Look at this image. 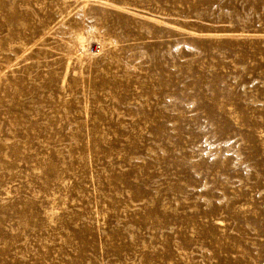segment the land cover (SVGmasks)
Returning a JSON list of instances; mask_svg holds the SVG:
<instances>
[{
  "label": "rangeland",
  "instance_id": "374dc122",
  "mask_svg": "<svg viewBox=\"0 0 264 264\" xmlns=\"http://www.w3.org/2000/svg\"><path fill=\"white\" fill-rule=\"evenodd\" d=\"M0 188V264H264V0H0Z\"/></svg>",
  "mask_w": 264,
  "mask_h": 264
},
{
  "label": "bare ground",
  "instance_id": "6f19581e",
  "mask_svg": "<svg viewBox=\"0 0 264 264\" xmlns=\"http://www.w3.org/2000/svg\"><path fill=\"white\" fill-rule=\"evenodd\" d=\"M86 1V0H85ZM107 1V0H106ZM105 2V1H104ZM84 4V3H83ZM114 4V3H113ZM82 6V5H81ZM79 7V6H78ZM83 7V6H82ZM85 9V7H84ZM120 10V9H119ZM124 11V10H122ZM130 11V10H129ZM25 14V13H24ZM58 15V14H57ZM81 15V14H80ZM84 15V14H83ZM35 17V16H34ZM87 16H85L86 18ZM97 17V16H96ZM166 17V16H165ZM30 18V17H29ZM66 18V17H65ZM100 18V17H99ZM155 18V17H154ZM173 18V17H172ZM60 19V18H59ZM146 19V18H145ZM156 19V18H155ZM94 20V19H93ZM149 20V19H148ZM151 20V19H150ZM63 21V20H62ZM17 22V21H16ZM84 22V20H83ZM97 22V21H96ZM156 22V21H155ZM63 23V22H62ZM79 23V22H78ZM86 23V22H85ZM160 24V22H158ZM157 23V24H158ZM156 24V23H155ZM94 25V24H93ZM48 26V25H47ZM51 26V25H50ZM53 26V24H52ZM82 31L78 34L75 35V39L72 41V44L70 48L72 49L71 51L75 52L77 55V58L80 60H86L87 58L93 57L96 53L95 52H103L107 46L108 42L101 38L100 36L97 35L95 28L93 26L89 25H82ZM57 27V26H55ZM71 27V26H70ZM174 27V26H173ZM48 28V27H47ZM178 29V28H177ZM46 30V29H45ZM62 30V29H61ZM104 30V29H103ZM52 31V30H51ZM143 31V30H142ZM182 31V30H181ZM187 31V30H186ZM184 31V32H186ZM62 32V31H61ZM67 32V31H66ZM192 32V31H191ZM68 33H72V31H68ZM89 33V34H88ZM87 34L89 37L87 38ZM189 34V33H188ZM201 34V33H199ZM61 35V34H60ZM64 35V34H63ZM69 35V34H68ZM71 35V34H70ZM196 35V34H194ZM204 37V36H203ZM43 38V37H42ZM116 39V38H115ZM21 40V39H20ZM111 40V38H110ZM114 41V40H113ZM112 42V41H111ZM97 43L98 44V51H92V44ZM183 43V42H182ZM22 44V43H21ZM23 47V46H22ZM192 49V48H191ZM65 51V50H64ZM69 52V51H68ZM119 53V52H118ZM176 53V52H175ZM39 55V54H38ZM68 55V54H67ZM72 55V54H71ZM75 55V56H76ZM172 55V54H171ZM70 56V55H69ZM68 56V57H69ZM66 57V56H65ZM100 57V56H99ZM106 57V56H105ZM46 58V57H45ZM67 58V57H66ZM130 58V57H129ZM106 60V59H105ZM104 60V61H105ZM110 60V59H109ZM107 61V60H106ZM65 62V61H64ZM67 63V62H66ZM91 63V62H90ZM122 63V62H121ZM126 66V65H125ZM128 68V67H127ZM134 68V67H133ZM57 73V72H56ZM130 75V74H129ZM54 76V75H53ZM64 78V77H63ZM116 78V77H115ZM171 99V98H170ZM17 101V100H16ZM31 107V106H30ZM15 128V127H14ZM76 138V137H75ZM42 140V139H41ZM76 142V141H75ZM71 147V146H70ZM58 149V148H57ZM67 150V149H66ZM69 150V149H68ZM60 153V152H59ZM17 154V153H16ZM216 154V153H214ZM83 161V160H82ZM56 167V166H55ZM5 168V167H4ZM3 174V173H2ZM9 175V174H8ZM59 179V178H58ZM52 184V183H51ZM44 188V187H43ZM1 189V188H0ZM4 196V195H3ZM19 207V206H18ZM7 209V207H6ZM9 209V208H8ZM29 212V211H28ZM29 215V214H28ZM27 216V215H26ZM27 222V221H26Z\"/></svg>",
  "mask_w": 264,
  "mask_h": 264
}]
</instances>
